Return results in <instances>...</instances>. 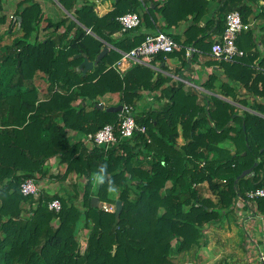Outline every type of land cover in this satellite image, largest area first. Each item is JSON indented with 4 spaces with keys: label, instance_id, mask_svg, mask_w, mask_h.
<instances>
[{
    "label": "trees",
    "instance_id": "1",
    "mask_svg": "<svg viewBox=\"0 0 264 264\" xmlns=\"http://www.w3.org/2000/svg\"><path fill=\"white\" fill-rule=\"evenodd\" d=\"M56 1L71 18L50 20L38 0H20L6 31L22 34L5 44L0 36V264H184L176 257L200 250L205 231L235 215L238 201L246 208L255 204L264 215V197L246 198L247 191L264 187V22L255 41L248 23L258 0H222L215 10L210 0H150L147 10L138 0H114L101 16L94 0ZM5 3L0 0L1 25L7 20ZM232 10L249 25L244 45L240 35L236 40L245 55L217 60L211 45ZM132 11L141 17L139 25L121 32L117 17ZM156 17L164 30L185 21L184 45L192 44L218 66L207 82H220L202 104L194 92L171 86L160 90L163 105L138 111L140 91L159 89L164 79L152 80V69L140 64L123 74L112 67L121 52L144 40L141 26L153 28ZM43 20V30L51 31L40 38ZM106 45L109 51L82 74V54L95 60ZM107 93L118 94L115 105L134 108L145 133L131 138L116 133L109 145L84 141L88 133L119 122V112L96 107ZM232 102L248 109L238 111ZM101 166L105 182L98 184L93 177ZM250 167L253 173L235 183ZM67 177L63 194L20 191L27 178L40 183ZM109 182L115 192L108 190ZM203 183L216 200L204 195ZM94 196L97 207L91 205ZM53 199L61 203L58 211L48 208ZM116 200L122 203L117 216L102 208Z\"/></svg>",
    "mask_w": 264,
    "mask_h": 264
},
{
    "label": "crops",
    "instance_id": "2",
    "mask_svg": "<svg viewBox=\"0 0 264 264\" xmlns=\"http://www.w3.org/2000/svg\"><path fill=\"white\" fill-rule=\"evenodd\" d=\"M10 1L9 6L6 7V10L9 9V11L15 10L17 2L20 0H7ZM6 1V2H7ZM41 7L45 6L46 9L51 6L50 1L52 0H38ZM150 0H146V2H149ZM153 1H162V0H153ZM13 2V4H12ZM96 7L95 11L98 15H103L106 12H108L113 7L114 0H94ZM211 2V9H217L221 4L223 3L222 0H210ZM264 6V0H258L257 3L253 4L252 7V13L250 14V20L248 23L253 29V40L255 41L257 37L263 32L260 28V25L262 22H264V17L259 15V13L262 11L260 7ZM43 9V8H42ZM261 10V11H260ZM260 11L259 13H257ZM49 15V14H47ZM209 16V15H208ZM48 17V16H45ZM55 19V18H54ZM141 19V17H140ZM53 20V19H52ZM142 24V23H141ZM204 21L200 22V25H203ZM164 25V22L162 19L157 18L154 23V27L150 28L148 26L144 27L141 26V30L145 35L153 34L155 33V30L158 28L164 33L168 34L179 46L175 48L172 52L169 53H163L162 57L153 56L151 58L146 57L140 59V62L137 64L144 65L146 67H149L153 71V79L160 77L159 81H162L164 79V84L161 85L159 89H156L154 91H149L146 89H142L141 92V100L137 102L136 109L138 111H144L149 110L152 108H158L161 105L164 104L166 101V97L159 99L160 96V90L163 87H179L181 88L182 92H194L197 95V101L198 103H203V95L208 94L212 95L214 94V85L207 82V79L209 76L213 75V72L218 73V66L213 63V60L211 57L203 54L202 52L198 50H194L191 53L187 54L186 47H193L192 44H185L183 41L186 39V36L184 34V30L186 28V22L181 21L176 26H171L170 28H165V30L162 28ZM245 32L240 34V41L241 45H244L246 42ZM113 36H118L117 34ZM216 39V36H214V39ZM108 46V45H106ZM184 46L185 48V55L182 56L181 50ZM109 47V46H108ZM194 48V47H193ZM257 48L262 49L261 41L259 40L257 43ZM197 54L196 56H193L192 54ZM136 65V64H134ZM129 68H132L131 66ZM128 69V68H127ZM126 69V70H127ZM220 80H216L215 86H218V83ZM219 97L224 98L220 94H216ZM102 98H111L116 99L118 101V94L117 93H107ZM227 100L231 101L230 99L226 98ZM103 101V100H102ZM116 101V102H117ZM111 102V101H110ZM115 101H112L110 104L116 103ZM102 103V102H101ZM238 107V111H241L242 109H248L245 106L240 105L237 102H232ZM109 104V105H110ZM104 106H106L104 104ZM179 143H183V137L179 136L178 138ZM54 161L51 160L50 164H54ZM53 167V166H52ZM51 167V170H52ZM55 168L57 169V165H55ZM57 171L52 170V173H56ZM49 181H55L54 179H46ZM45 181V180H42ZM47 190V188H41ZM251 208H246L244 206V202H237L236 207V213L233 215H229L223 222L221 227H211L209 229L211 230H222L225 231L221 233L222 238V245L221 248H219L220 253L217 252L216 246L212 244L211 240L207 243L205 242V245L202 247L205 249V251H213L211 253L210 257V263L207 262L206 264H217L221 262V264H250V258L248 259L246 252H245V245L247 242V239L244 238V236H250L249 231L245 230L242 232V229H244V226H250L248 227L251 230L253 238H249L251 242H253V246L251 249H253L256 254H258L259 249H264V215H261L259 212L256 211L255 204H252L250 206ZM238 208V209H237ZM208 229V230H209ZM206 233V231H205ZM226 237V238H225ZM206 240V239H205ZM226 244V245H225ZM215 247V248H213ZM249 248V247H248ZM201 250V249H200ZM204 251V252H205ZM250 251V250H249ZM188 253H183V255H186V258L188 259ZM203 253V252H198ZM216 254V255H215ZM244 258V260H242ZM208 259V258H207ZM209 261V259L207 260ZM184 264H191L190 261H186Z\"/></svg>",
    "mask_w": 264,
    "mask_h": 264
},
{
    "label": "built area",
    "instance_id": "3",
    "mask_svg": "<svg viewBox=\"0 0 264 264\" xmlns=\"http://www.w3.org/2000/svg\"><path fill=\"white\" fill-rule=\"evenodd\" d=\"M143 8L147 10L146 0H138ZM121 25V32L135 28L139 25L141 19L137 12H126L117 17ZM249 28L242 20L241 14L237 10L230 11L225 18V28L219 39L215 40L211 45V56L217 60L233 62L245 55L237 45V38L241 32ZM179 45L166 33L160 29H156L155 33L148 34L144 40L136 47L127 52H121V57L112 67L120 74H123L127 68L140 62L143 57H153L158 53L172 52ZM193 47H186L187 54L194 51ZM146 127L139 124L135 120L134 108L123 104L122 111L119 112V122L117 125L106 124L95 133H88L84 141L95 145H109L117 141L116 133L122 138H131L134 133H145ZM20 191L23 195L37 196L41 191V186L32 178L24 179L20 183ZM259 197H264V187L255 188L246 192V198L251 201ZM104 210L111 208L107 203L102 204ZM61 203L58 199H53L48 202L50 210L58 211ZM110 208V209H109ZM258 260L260 264H264V249L258 250Z\"/></svg>",
    "mask_w": 264,
    "mask_h": 264
},
{
    "label": "rangeland",
    "instance_id": "4",
    "mask_svg": "<svg viewBox=\"0 0 264 264\" xmlns=\"http://www.w3.org/2000/svg\"><path fill=\"white\" fill-rule=\"evenodd\" d=\"M9 3H10V1H7L5 3V7L9 6ZM50 3H51V6L48 7V9H46L45 6H42L43 12H44V17L48 16V19H50V20L53 19V21H57L60 18L64 17L65 15H68L70 18L72 17V15L69 12H67L61 5H59V3L56 0H52V1H50ZM12 4H13V2H12ZM6 12H7L6 23L2 24V25L0 24V36H2V38H3L2 44L10 43L14 37L22 34L21 32L15 30V28H12L10 30V32L7 33V31H6L7 24H8L9 18L12 15V11H9V9H7ZM47 14H49V15H47ZM45 24H46V22H45V20H43L41 23V30L39 31V37L40 38L47 36V34L51 31V30H48V31L43 30V26ZM213 85L215 86L216 84L213 83ZM40 87H41V90H43V88L45 87V82L42 81V83H40ZM102 100H103L102 103L105 105H109L112 101H115V102L117 101L116 99L112 100L111 98H107V99L102 98ZM53 163L54 164H51V167L53 166L52 170L54 172V171H57V169L55 168V165H57V164L55 163V161ZM61 170H64L63 167L61 168ZM39 184H40L41 188H43V186H44V188H47V190L49 192H59L60 194H63V192L66 191V188H69V178L67 177L65 180H55V181L45 180V181H40ZM202 187H203V192H204L205 196H209L210 198H212V200H216V198L214 196H212L211 192L208 190L206 183H203ZM114 195L117 196L116 194H114ZM115 196H113V197H115ZM107 205H109V207L111 208V209L109 208L110 209L109 211H112L115 208L114 204H112V205L107 204ZM102 208H103V206H102ZM248 227H250V226H248ZM248 227L244 226V229L240 228L242 230V232H244L245 230H248L249 234H250L249 237L244 236V238L247 239V242L245 245V249H246L245 252H246L248 259L250 258V264H260V261L258 260V254H256V252L253 249H251V247L253 246V242H251L249 240V238H251V237L253 238V236H252L251 230ZM223 232H225V231H222V230H220V231L216 230L215 231V230L209 229V230H206V233H205L206 245L211 240L212 244H214L216 246L218 253H220L219 248H221V245L223 243V241H222L223 237H221V235H220ZM213 248H215V247H213ZM200 249L201 250H199V248L197 247L194 250H192L191 252H189L188 253V259L186 258V255H183V253L181 255L177 256L176 259L179 262H183V263H185L188 260L191 262V264H206L207 262L210 263V257H211L210 255L213 251H207L206 252L205 251L206 248L205 249L200 248ZM198 252H203V253H198ZM197 254L200 257L196 258L195 256ZM207 258L209 259V261H207L208 260ZM242 260H244V258ZM238 264H243V263H238Z\"/></svg>",
    "mask_w": 264,
    "mask_h": 264
},
{
    "label": "water",
    "instance_id": "5",
    "mask_svg": "<svg viewBox=\"0 0 264 264\" xmlns=\"http://www.w3.org/2000/svg\"><path fill=\"white\" fill-rule=\"evenodd\" d=\"M18 19V27L20 25V20L21 18L19 16L16 17ZM109 51V47L108 46H104L103 49L100 51V53L97 55L95 60H89L88 57L84 54H82L83 60L81 61V63L78 65V69L82 71V74H86L87 71L91 70L93 68L94 65H96L98 63V61H100V59ZM96 107L100 108V109H105L107 112H120L123 109V104L119 103L117 105H112V106H107L105 107L103 103H97ZM252 168H247L245 170H243L235 179V183L238 181L239 178L244 177L246 175H250L252 174ZM99 204V198L97 196L92 197L91 199V205L93 207H97ZM114 211H115V215L117 216L121 209H122V203L120 200H116L114 203Z\"/></svg>",
    "mask_w": 264,
    "mask_h": 264
},
{
    "label": "clouds",
    "instance_id": "6",
    "mask_svg": "<svg viewBox=\"0 0 264 264\" xmlns=\"http://www.w3.org/2000/svg\"><path fill=\"white\" fill-rule=\"evenodd\" d=\"M105 174H106V166H101L98 173H96L93 177L94 181L98 184H103L105 182ZM109 191L115 192L116 188L111 185V182H109Z\"/></svg>",
    "mask_w": 264,
    "mask_h": 264
}]
</instances>
